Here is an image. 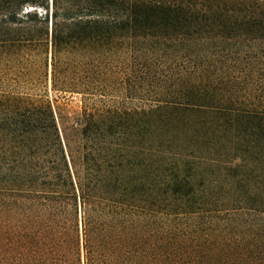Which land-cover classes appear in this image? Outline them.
Returning <instances> with one entry per match:
<instances>
[{"label":"trees","instance_id":"obj_1","mask_svg":"<svg viewBox=\"0 0 264 264\" xmlns=\"http://www.w3.org/2000/svg\"><path fill=\"white\" fill-rule=\"evenodd\" d=\"M3 251L264 264V0H0Z\"/></svg>","mask_w":264,"mask_h":264},{"label":"rangeland","instance_id":"obj_2","mask_svg":"<svg viewBox=\"0 0 264 264\" xmlns=\"http://www.w3.org/2000/svg\"><path fill=\"white\" fill-rule=\"evenodd\" d=\"M49 76H48V85L46 87L47 92L45 93V98L50 100L53 104L54 110L58 112V116L67 118L78 116L83 110V95L82 94H63L55 92L52 88V65H51V53L49 54ZM4 106V105H2ZM1 106V107H2ZM3 109V107L1 108ZM7 113V112H6ZM4 113V114H6ZM62 120V119H61ZM7 173V170H4V174ZM4 254H0V264H7V253L3 251Z\"/></svg>","mask_w":264,"mask_h":264}]
</instances>
